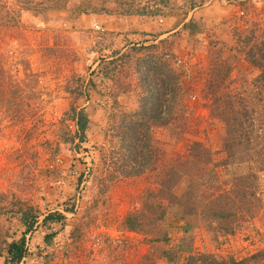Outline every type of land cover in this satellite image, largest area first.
<instances>
[{"label":"rangeland","instance_id":"obj_1","mask_svg":"<svg viewBox=\"0 0 264 264\" xmlns=\"http://www.w3.org/2000/svg\"><path fill=\"white\" fill-rule=\"evenodd\" d=\"M190 1L168 0L161 15L128 19L113 0H0L11 10L4 15L0 8V22H11V30L0 27V264L6 245L21 237L18 212L27 209L35 223L19 264H171L161 254L181 236L193 251L238 261L260 252L263 258L247 264H264V168L226 160L223 118L209 98L238 94V105L264 121V103H255L250 84L258 71L232 49L239 46L235 29L244 37L250 22L264 28V0H204L189 9ZM99 8L108 11L96 13L108 16L106 26L89 19ZM124 18L129 22L119 25ZM160 40L171 44L179 100L170 120L150 130L153 165L119 176L105 155L104 130L119 113L135 110L140 48ZM70 107L88 118L78 148L75 139L69 143ZM173 169L179 172L161 188L160 176ZM250 170L260 190L232 223L221 215L229 208L214 199ZM53 212L63 219L44 226ZM161 233L173 241H155Z\"/></svg>","mask_w":264,"mask_h":264},{"label":"trees","instance_id":"obj_2","mask_svg":"<svg viewBox=\"0 0 264 264\" xmlns=\"http://www.w3.org/2000/svg\"><path fill=\"white\" fill-rule=\"evenodd\" d=\"M136 1L135 4L134 0H113L114 4L121 6L119 12L121 16H157L167 10L168 0ZM202 2L204 0H191L189 9L199 6ZM0 8L3 9L4 15L11 14V10H7L4 5L0 4ZM91 12L94 14L108 13L105 8ZM17 23L18 21L14 22L13 27L17 28ZM250 23L246 24L248 25L246 27L248 36L242 37V33L237 29L234 30V43L239 46L236 45L235 49H232L235 51V56L243 55L244 60L258 71V74L250 81L251 86L256 90L255 103L258 105L260 102L264 103V93L260 91L264 86V28L260 29L258 24ZM191 25L193 22L189 20L185 24V28L190 31ZM0 27L11 30V22L4 20L0 22ZM165 43V40H160L157 45L151 44L140 48L142 55L135 63V73L141 89L137 106L132 112L119 113L111 125L104 130V141L108 148L105 150V155L119 176L139 175L153 165L158 153L152 145L150 130L153 126L164 125L170 120L179 100V75L172 68L173 52L169 47L171 44L166 46ZM253 46L254 49H251ZM6 86V90L11 96V85L6 83ZM1 96L3 97V94ZM209 98L211 99V108L219 112L223 118L225 138L222 142V152L226 160L228 162L246 161L253 165L260 164L264 168V134L261 132L264 121L259 120L256 111L249 108L247 104L238 105L240 99L238 94L225 91L220 93V96H216V94L210 93ZM236 105L240 106V112L235 109ZM236 114L239 118H247L248 123L238 121L235 118ZM64 116L73 122L75 128L69 143H73L75 139L74 146L78 148L85 142L88 118L82 109L73 107H70ZM248 133H253V138ZM176 170L173 169V171L160 176L161 188L164 189L168 176L179 172ZM259 188L257 175L250 170L246 174L234 178L230 185L224 184L214 201L229 208V211H225L221 215L232 217L231 222L233 223L244 216L238 210L243 205V201L256 196ZM18 213V221L24 230L18 241H12L6 245L5 264H19L26 255L25 235L31 231L35 223V218L31 216L29 209L19 210ZM164 215V213H159L158 219ZM62 219L63 215L58 212L49 213L42 219V224L46 226L48 222H59ZM126 224L129 227L132 226L130 218L126 219ZM181 227L184 235L186 233L185 222ZM155 241L167 244L173 240L170 241L165 233H161L155 238ZM161 257L171 264H247L263 258L260 252L238 261L232 257L193 251L191 246L184 243L182 236L173 246H170V249L161 254Z\"/></svg>","mask_w":264,"mask_h":264},{"label":"crops","instance_id":"obj_3","mask_svg":"<svg viewBox=\"0 0 264 264\" xmlns=\"http://www.w3.org/2000/svg\"><path fill=\"white\" fill-rule=\"evenodd\" d=\"M133 15L131 16H128L127 18L128 19H133ZM89 19L91 20V22L95 25V26H98V25H103V26H106V24H109V20H108V16L107 15H101V14H90L89 15ZM125 19V18H124ZM112 21V20H110ZM120 21H125V22H121L119 23L120 24H127V22H129V20H123L121 19ZM127 21V22H126ZM133 21H136V20H133ZM134 25V24H133ZM133 29H136V28H141V26L139 24H135L133 27ZM173 31V30H171ZM171 31L167 32L166 34L170 33Z\"/></svg>","mask_w":264,"mask_h":264}]
</instances>
